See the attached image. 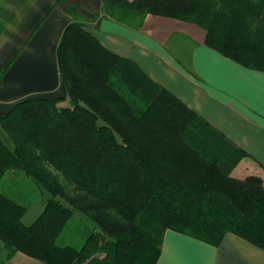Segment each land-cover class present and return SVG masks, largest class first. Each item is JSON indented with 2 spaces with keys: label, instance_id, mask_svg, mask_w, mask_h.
<instances>
[{
  "label": "trees",
  "instance_id": "trees-1",
  "mask_svg": "<svg viewBox=\"0 0 264 264\" xmlns=\"http://www.w3.org/2000/svg\"><path fill=\"white\" fill-rule=\"evenodd\" d=\"M65 9L66 98L32 96L0 116V177L23 171L50 194L27 223L22 197L0 188V264L17 252L46 264H156L167 229L213 245L232 232L264 249V180L232 174L248 152ZM148 14L196 23L208 46L264 71V0H102L94 18L139 29ZM76 212L94 226L74 223ZM72 226L80 245L58 243Z\"/></svg>",
  "mask_w": 264,
  "mask_h": 264
},
{
  "label": "crops",
  "instance_id": "crops-1",
  "mask_svg": "<svg viewBox=\"0 0 264 264\" xmlns=\"http://www.w3.org/2000/svg\"><path fill=\"white\" fill-rule=\"evenodd\" d=\"M66 5L106 46L134 60L248 152L235 177L256 174L264 180V71L224 56L205 43L203 29L173 17L148 14L137 29L105 15L94 18L102 0H4L0 116L27 97L66 98L57 59L62 34L73 21ZM4 264L46 263L17 252ZM156 264H264V249L232 232L213 245L167 229Z\"/></svg>",
  "mask_w": 264,
  "mask_h": 264
},
{
  "label": "rangeland",
  "instance_id": "rangeland-1",
  "mask_svg": "<svg viewBox=\"0 0 264 264\" xmlns=\"http://www.w3.org/2000/svg\"><path fill=\"white\" fill-rule=\"evenodd\" d=\"M188 23L194 24L197 27L203 29L196 23H193V22H188ZM203 30L206 32L205 29ZM205 34L207 36V32ZM206 36H205V42H206ZM33 97H46V96H33ZM55 97L57 98L61 96H55ZM46 98L50 99L54 97L47 96ZM72 104L73 103L69 98H67L66 101L64 102V105L69 106ZM0 188L2 190L7 191L8 193L13 192L15 198H17L18 196L22 197V200L20 201L28 206V212L26 216L24 217V220L27 223L32 222L35 216L40 211H42L43 207L45 206L47 197L50 196L49 193L39 188V186H37V184L33 181V179L30 178L28 175H26V173H24L23 171H16V170L5 171L4 174L0 177ZM77 221H82L85 225L89 227L94 226L91 223V221H89L83 214L79 212H76L74 214V223H77ZM58 243H73L74 245H80L81 242H79V238L75 237L74 228L72 226V227H68L66 232L61 237L58 238Z\"/></svg>",
  "mask_w": 264,
  "mask_h": 264
}]
</instances>
